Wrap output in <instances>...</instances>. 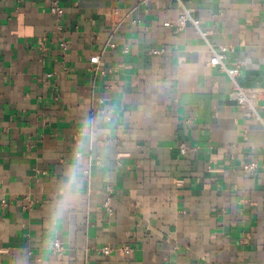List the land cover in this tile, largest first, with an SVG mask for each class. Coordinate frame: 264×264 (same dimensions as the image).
Masks as SVG:
<instances>
[{"label": "crops", "instance_id": "1", "mask_svg": "<svg viewBox=\"0 0 264 264\" xmlns=\"http://www.w3.org/2000/svg\"><path fill=\"white\" fill-rule=\"evenodd\" d=\"M181 1L0 0V264H264V0Z\"/></svg>", "mask_w": 264, "mask_h": 264}, {"label": "built area", "instance_id": "2", "mask_svg": "<svg viewBox=\"0 0 264 264\" xmlns=\"http://www.w3.org/2000/svg\"><path fill=\"white\" fill-rule=\"evenodd\" d=\"M63 2L64 0H51V8H50V12L53 16H55L56 18H59L62 13H63ZM177 2L180 4L181 6V10L180 13L178 15L177 18V22H176V28L181 30L183 27H185L187 24H190L191 26H193L197 32L204 38V40L207 38L209 32H203L199 29V22L198 20L194 17V12L192 10H190L189 8H187L186 6L183 5V2L181 0H177ZM164 26L166 27H171L172 24L169 22L164 23ZM65 44L63 45V48H65ZM109 47L114 48L115 45L114 44H109ZM209 47V51H210V59H209V65L212 67H219L221 70H223L227 76L232 80L233 84H234V91H232L229 94V99L232 101H235L238 104H242L247 106V108L251 111H253L254 108V98L255 96L249 92L246 88L242 87L238 81H237V77L239 76V71L237 68L235 67H226L224 65V60L226 58V52H227V48L224 46H219L218 48L213 47L211 44H208ZM124 53L128 52L127 48H124L123 50ZM99 61V57L98 56H94L93 58L90 59V63L91 64H97ZM97 70V69H95ZM99 74L101 76H104L106 74L105 70H101L99 72ZM179 151L181 154L185 153V148L183 145L180 146ZM256 163L255 162H250V163H246L242 165V169L244 171H248V172H253L256 170ZM106 192L107 195L110 196L112 194V191L109 187H106ZM109 201L110 199L107 198L105 200L104 203V207L108 213V215L110 216L112 214L110 205H109ZM6 206L5 202H2L0 204V207L4 208ZM52 249L54 252L56 253H60L62 250V246L61 243L57 240H55L52 243ZM126 250V249H125ZM102 253L107 256L110 254V248H104L102 250Z\"/></svg>", "mask_w": 264, "mask_h": 264}, {"label": "clouds", "instance_id": "3", "mask_svg": "<svg viewBox=\"0 0 264 264\" xmlns=\"http://www.w3.org/2000/svg\"><path fill=\"white\" fill-rule=\"evenodd\" d=\"M76 160L77 164L66 171V181L58 189L57 198L52 206L53 220L62 219L74 207L79 198L80 181L77 176L81 171L79 165L82 161L79 153L77 154Z\"/></svg>", "mask_w": 264, "mask_h": 264}]
</instances>
